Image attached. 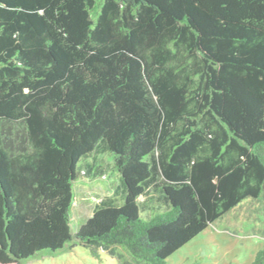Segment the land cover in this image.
Returning a JSON list of instances; mask_svg holds the SVG:
<instances>
[{
	"label": "trees",
	"instance_id": "obj_1",
	"mask_svg": "<svg viewBox=\"0 0 264 264\" xmlns=\"http://www.w3.org/2000/svg\"><path fill=\"white\" fill-rule=\"evenodd\" d=\"M104 154L122 204L73 232ZM247 199L264 204V0H0V264L67 243L166 264Z\"/></svg>",
	"mask_w": 264,
	"mask_h": 264
},
{
	"label": "rangeland",
	"instance_id": "obj_2",
	"mask_svg": "<svg viewBox=\"0 0 264 264\" xmlns=\"http://www.w3.org/2000/svg\"><path fill=\"white\" fill-rule=\"evenodd\" d=\"M110 156L101 155L102 160L95 164L104 167L106 177L90 180L80 173L73 190V232L102 200L113 207L122 204L118 174L112 170ZM261 249H264V204L247 199L172 254L166 264H251ZM25 264H117V261L102 251L94 257L88 249L67 243L63 250L42 254Z\"/></svg>",
	"mask_w": 264,
	"mask_h": 264
},
{
	"label": "crops",
	"instance_id": "obj_3",
	"mask_svg": "<svg viewBox=\"0 0 264 264\" xmlns=\"http://www.w3.org/2000/svg\"><path fill=\"white\" fill-rule=\"evenodd\" d=\"M94 180V179H93Z\"/></svg>",
	"mask_w": 264,
	"mask_h": 264
}]
</instances>
